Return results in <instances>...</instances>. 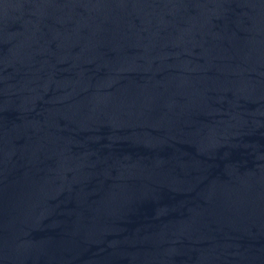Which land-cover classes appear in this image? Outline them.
I'll use <instances>...</instances> for the list:
<instances>
[{
    "label": "water",
    "instance_id": "obj_1",
    "mask_svg": "<svg viewBox=\"0 0 264 264\" xmlns=\"http://www.w3.org/2000/svg\"><path fill=\"white\" fill-rule=\"evenodd\" d=\"M0 264H264V0H0Z\"/></svg>",
    "mask_w": 264,
    "mask_h": 264
}]
</instances>
